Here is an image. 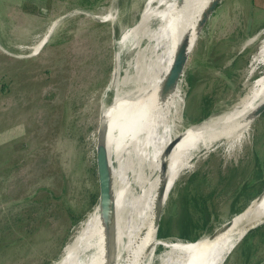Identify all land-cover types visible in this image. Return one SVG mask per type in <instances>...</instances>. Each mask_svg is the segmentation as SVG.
Masks as SVG:
<instances>
[{
    "label": "rangeland",
    "instance_id": "rangeland-1",
    "mask_svg": "<svg viewBox=\"0 0 264 264\" xmlns=\"http://www.w3.org/2000/svg\"><path fill=\"white\" fill-rule=\"evenodd\" d=\"M146 1L60 0L53 16L48 11L42 15L46 27L36 41L12 44L5 53L8 60L0 57V264H53L92 211L91 197L98 189L94 155L99 111L129 90L125 79L137 49L132 42L120 47L115 43L139 22ZM263 29L264 0L222 1L198 37L178 84L182 101L173 118L176 132L206 122H188L199 118L202 93H214L215 118L236 106L264 74V66L252 62ZM44 37L43 48L34 53ZM210 53L216 61L212 57L208 64ZM116 55L117 75L111 85ZM238 56V68L222 80L220 71ZM188 74H195L190 92ZM217 146L199 154L194 169L182 174L168 195L159 240L180 239L175 226L179 214L174 217L172 209L194 175L202 182L188 187L198 199L210 196L211 229L235 216L232 193L254 171L249 166L264 158V115L230 153ZM255 155L260 158L249 162ZM246 237L223 264H243L246 253L247 264H264V242L253 234L243 244ZM162 251L159 246L155 256Z\"/></svg>",
    "mask_w": 264,
    "mask_h": 264
},
{
    "label": "bare ground",
    "instance_id": "bare-ground-1",
    "mask_svg": "<svg viewBox=\"0 0 264 264\" xmlns=\"http://www.w3.org/2000/svg\"><path fill=\"white\" fill-rule=\"evenodd\" d=\"M177 1L147 0L139 22L120 34L115 43L120 47L132 42L131 46L135 43L137 49L131 59V73L125 79L129 90L99 111L105 141L100 156L110 183L104 225L101 226L97 209H93L79 223L78 231L53 264H138L140 253L147 246L149 252L142 264H223L240 240L264 218L263 194L241 214L195 243L161 241L152 235V210L159 194L161 208L181 175L194 169L199 154L210 152L218 143L225 146L226 153L241 145L252 127L247 117L264 102L263 74L228 112L179 133L173 128V118L182 101L179 85L161 95L155 107L151 98L142 102L144 91L160 84L181 36L193 29L206 3V0ZM261 34L263 38L252 58L255 66H264V29ZM46 41L44 37L34 53ZM219 137L225 138L216 143ZM174 139L168 156L164 157ZM95 225L101 229L102 240L99 249L92 253L89 232L94 231ZM159 246L163 251L155 256Z\"/></svg>",
    "mask_w": 264,
    "mask_h": 264
},
{
    "label": "water",
    "instance_id": "water-1",
    "mask_svg": "<svg viewBox=\"0 0 264 264\" xmlns=\"http://www.w3.org/2000/svg\"><path fill=\"white\" fill-rule=\"evenodd\" d=\"M222 1L223 0H206L205 5L201 9L198 18L193 25V29L191 31L186 30L183 33V35L181 36V41H180L179 47L176 50V52L172 58V61L168 67V70L163 75L160 84L156 85L154 88L151 86L148 89H146L144 91V94H143L142 102L148 98H151L152 107H155V105H156V103H157V101L161 95L163 96L164 94H166L167 90L170 89L172 86H178V84L181 80V77L183 76L187 61L190 57L191 52L193 51L192 47L194 46V43H196L199 35L201 34L203 28L206 25V23L211 18V16L216 11V9L220 6ZM177 2L179 3L180 0H178ZM136 27H137V25H136ZM5 53L8 54V52H6V51H5ZM118 61H119V59H118V56L116 55L114 57L113 64H112V76H111V81H110L111 85L114 83L116 75H117ZM263 113H264V102L260 106H258L256 109H254L249 114V116L247 117L246 120L248 122L253 123ZM213 116H215V114H211L209 117L204 119V121H209V119H211V117H213ZM193 127H196V126H193ZM188 128H192V127H188ZM223 138H225V137H219V139L216 141L220 142L223 140ZM104 142L105 141L103 138L102 126L99 123L98 131H97L96 146H95V155H94L95 176H96V182H97L98 189H97V198H96V202L93 206V209H97V211H98V216H99L101 226L104 225V215H105V209H106V203H107L106 202V195H107L108 189H110V183L107 181L106 172L102 166L101 156H100V152L104 146ZM174 142H175V139L167 147V149L164 153V157L168 156L170 149L172 148L171 145ZM263 194H264V189L261 191V193L258 196H256L253 200H251L248 203V205L240 213L235 214V215L241 214L243 211L246 210V208L252 202L260 199ZM161 197H162L161 194H159V196L156 199V203L154 204V208L152 210V219H153L152 235L154 238H156L158 240L160 239V238H158V230H159V225H160V221L162 218V211L164 208V206L161 208L158 207L159 200L161 199ZM222 224H220L217 228H219ZM263 224H264V218H263L262 222H260L256 226L252 227L246 235H248L251 231L257 229L258 227H260ZM217 228H215L208 235H211ZM208 235L203 234L201 237L208 236ZM89 239H90V242L92 243V245L90 247V251L92 253H94L95 250L99 249L100 244H101V240H102V232L98 226L95 225L94 231L89 232ZM197 241L198 240H196L194 242H189V243H195ZM148 249H149V246L145 247V249L140 253V256L138 258V264L144 263L145 258L147 257L148 252H149ZM90 255H92V254H90Z\"/></svg>",
    "mask_w": 264,
    "mask_h": 264
},
{
    "label": "trees",
    "instance_id": "trees-1",
    "mask_svg": "<svg viewBox=\"0 0 264 264\" xmlns=\"http://www.w3.org/2000/svg\"><path fill=\"white\" fill-rule=\"evenodd\" d=\"M212 57L216 61V58L213 56V54L210 53L207 59L208 64L213 62L214 59ZM238 61H239V56L234 57L230 60L229 66H227L226 68L223 67L222 71H220L222 80H225L224 76L228 75L227 74L229 73L228 71L231 72L232 69L238 68L236 67L237 66L236 64H238ZM209 67L212 69L217 68V66L215 65H210ZM186 81L188 83L189 92L194 90V87L196 85L195 74H188L186 77ZM211 93L212 92L201 94L200 100L197 105V107L199 108L198 109L199 118H197L196 120H188V122L195 123V122L206 119L211 114H215L216 106H215L214 97H213L214 95H212L214 93L212 94ZM263 115H261L259 118H261ZM258 157H259L258 155L253 156V158L251 157L249 162L255 161ZM256 161L253 162L249 166V167H252L254 165L253 166L254 171L252 169L249 175H247L246 179L232 193L231 206H232L233 215L240 213L244 209V207L248 205V203L251 200H253L256 196H258L261 193V191L264 189V158L261 164ZM243 168L245 167H242V169ZM232 173L233 171L230 172V174ZM200 178L202 177L201 176L195 177V175L190 178L188 184H186L182 193L179 195L177 201L175 202V205H176L175 209H172V215L174 217L176 214H179V217L176 218L175 226L177 227L178 231L181 233V237L178 240L183 241V242H189V241L192 242L194 240L199 239L203 234L208 235L213 231L210 225L213 219V215H212V211L210 207L211 203L208 199L210 196H207V197L200 196V198L198 199L196 197L197 194L191 195L193 193L192 191L194 190H190L188 187L189 185L191 186L195 183L200 184V182H202V179ZM96 198H97V194L91 197L90 207L94 206L96 202ZM174 217H172L171 219L173 220H171L167 224L168 229H169V226L171 228L170 223L174 222ZM164 223H165L164 220L160 222V225H159L160 231L162 228H164ZM263 227L264 225L251 231L247 235V237L243 240L242 243L245 244L246 240L250 236H253V234L257 236L262 242H264V236L263 237L261 236V234H264V232L260 234V232L262 231L260 229L261 228L263 229ZM159 230H158V238L160 237ZM191 234L197 237H195L193 240L192 238L189 237ZM162 239H165V237ZM248 259L249 257L246 253L245 258H243L242 263L247 264Z\"/></svg>",
    "mask_w": 264,
    "mask_h": 264
},
{
    "label": "crops",
    "instance_id": "crops-1",
    "mask_svg": "<svg viewBox=\"0 0 264 264\" xmlns=\"http://www.w3.org/2000/svg\"><path fill=\"white\" fill-rule=\"evenodd\" d=\"M59 3L60 0H0V57L8 60L5 51L12 44L36 41L46 27L47 19L42 15L48 11L53 16Z\"/></svg>",
    "mask_w": 264,
    "mask_h": 264
}]
</instances>
